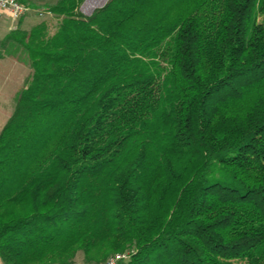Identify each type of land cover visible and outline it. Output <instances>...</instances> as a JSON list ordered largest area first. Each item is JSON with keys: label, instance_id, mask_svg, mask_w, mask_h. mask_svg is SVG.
Here are the masks:
<instances>
[{"label": "trees", "instance_id": "16d2710c", "mask_svg": "<svg viewBox=\"0 0 264 264\" xmlns=\"http://www.w3.org/2000/svg\"><path fill=\"white\" fill-rule=\"evenodd\" d=\"M81 2L3 40L0 263L264 264V0Z\"/></svg>", "mask_w": 264, "mask_h": 264}, {"label": "rangeland", "instance_id": "374dc122", "mask_svg": "<svg viewBox=\"0 0 264 264\" xmlns=\"http://www.w3.org/2000/svg\"><path fill=\"white\" fill-rule=\"evenodd\" d=\"M57 1L24 0L23 4L28 7L24 17L14 23L8 20L0 22V129L11 114L14 96L23 87L30 71L25 52L8 44L3 46L4 37L15 29L29 31L37 26L43 25L49 28L54 26L58 20L45 8L54 5ZM76 264H83L80 254L76 258Z\"/></svg>", "mask_w": 264, "mask_h": 264}, {"label": "built area", "instance_id": "2783aa9c", "mask_svg": "<svg viewBox=\"0 0 264 264\" xmlns=\"http://www.w3.org/2000/svg\"><path fill=\"white\" fill-rule=\"evenodd\" d=\"M109 0H82L77 11L83 17H89L93 12L103 8ZM28 7L19 0H0V22L8 20L14 23L24 17ZM127 254H116L108 258L102 264H118L127 259Z\"/></svg>", "mask_w": 264, "mask_h": 264}]
</instances>
